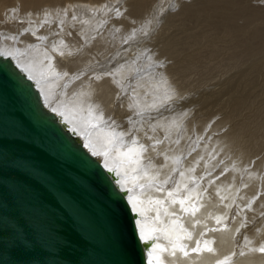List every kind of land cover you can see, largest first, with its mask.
Masks as SVG:
<instances>
[{"label": "bare ground", "instance_id": "obj_1", "mask_svg": "<svg viewBox=\"0 0 264 264\" xmlns=\"http://www.w3.org/2000/svg\"><path fill=\"white\" fill-rule=\"evenodd\" d=\"M3 1L6 0H0V55L11 59L34 82L46 108L114 175L137 213L141 238L149 243L148 264H264V252L260 251L264 248V219L238 241L243 234L242 219L250 215L254 206L250 203L256 196L254 191L261 197L254 210L264 206V160L256 163V169L247 174L243 183H238L240 172L253 159L240 165L237 156L226 160L220 148L231 134L229 130L223 133L226 124L216 122L211 127L212 133L222 131L213 139L208 137V125L192 131L187 121L183 125L189 116L178 122L184 109H166L169 103L180 106L187 100L177 90L166 93L171 83L174 85L168 77L170 73L163 69L169 60L161 65L165 53L156 58V70H149V62L159 56L154 53L156 32L150 43L143 42L147 58L132 61L129 56L123 57L125 50L121 47L115 53H105L109 44L106 36L81 48L83 41L94 42L104 34L100 31L108 18L103 15L108 2L115 0H7L18 6L1 4ZM152 1L150 10L154 13L161 4L159 0H125L123 8L114 10V16L125 15L123 30L129 26L130 18L139 17L143 22L148 20L150 25L143 34L149 35L151 24H155L160 13L153 18L146 11L141 16L138 13ZM210 1L203 10H221L231 4L228 0ZM14 9L21 10L24 19L29 12L39 13L44 17L42 26L36 22L37 15L27 24L19 23L22 19L17 12L12 13ZM224 20L231 24L236 22V16ZM53 29L57 36H62L56 41L46 39V33ZM5 38H17L20 43L9 39L7 45ZM134 41L140 39L128 37L123 43ZM79 62L83 64L81 70L74 72ZM164 102L162 107L159 103ZM132 129L139 142L132 141L133 138L124 140ZM196 135H201L206 144ZM231 141L227 140L226 145ZM140 144H146V148L141 149ZM197 145V156L187 155ZM232 165L235 172L228 174ZM261 171L263 179L255 176ZM212 175L222 180L215 182ZM241 185V189H247L238 197ZM234 204L238 207L232 214ZM263 212L264 209L259 214Z\"/></svg>", "mask_w": 264, "mask_h": 264}, {"label": "water", "instance_id": "obj_2", "mask_svg": "<svg viewBox=\"0 0 264 264\" xmlns=\"http://www.w3.org/2000/svg\"><path fill=\"white\" fill-rule=\"evenodd\" d=\"M64 125L0 55V264H148L126 192Z\"/></svg>", "mask_w": 264, "mask_h": 264}, {"label": "rangeland", "instance_id": "obj_3", "mask_svg": "<svg viewBox=\"0 0 264 264\" xmlns=\"http://www.w3.org/2000/svg\"><path fill=\"white\" fill-rule=\"evenodd\" d=\"M124 1L108 2L107 12L103 15L108 18V21L100 31L104 34L94 42L83 41L82 50L88 44L95 43L106 36L109 44L105 53H112L113 51L115 53L116 48L120 49L121 47L123 51L125 50L123 57L128 59L129 56L132 61H138L147 58L143 42L150 43L151 37L156 32L154 41L156 51L154 53L159 56L156 55L154 60L149 62L151 65L149 70H153V72L156 70L154 66L157 63L156 58L163 56V53H165L161 65L165 63V60H169L165 63L163 69H167V71H164L165 73H170L168 77L171 82L173 79L174 85L172 87L171 83V87L167 88L166 93L169 94L172 90L174 92L177 90L178 93H184V98L187 100V102H182L180 106H176L175 103L166 105V102L159 104L162 107L166 105L169 112H180L184 109L185 112L178 122L189 116L185 118L183 125L186 126L185 122L187 121L192 131L195 130V127L201 128L202 125H208V137L213 139L218 137L222 131L225 133L229 130L228 133H231L229 136L231 138L228 137L227 140L231 139L233 142L231 141L229 145H226L228 142L225 140L226 142L223 141L221 144L222 146L224 144L226 149L223 150L224 146L223 148L220 147L225 152L223 156L227 157L226 160L231 161L233 156H237V158H240L237 164L240 165L251 157V160L253 159L251 162L248 161L250 162L249 166L244 167L240 172L238 183H243L247 174L256 169V163L264 160V35H262L264 33V0H228L231 2V4H228L229 6L222 7L221 10L214 9V11L212 9L210 11L203 10L210 0H172V2L171 0H159L161 4L154 13L150 10L153 4L152 1L150 6H144L138 13V16H141L146 11L151 18L160 13L158 18L155 19V24L154 21L151 24L152 29L149 35L143 34L150 25L148 20L143 22V18L139 17L130 18L129 26L123 30L121 24L125 15L122 13V16H114V10L123 8ZM7 3L13 2L6 0L1 4ZM13 5L18 6L16 3H13ZM201 5L203 8L200 7ZM198 9L201 10V13ZM16 12L22 19L19 20V23L27 24L36 15L39 17L36 22L40 27L44 22V17L39 16V13L29 12L26 19H24L25 15L21 13V10L14 9L12 13ZM191 12L192 14L198 13L193 16L190 14ZM40 13L42 15L44 11ZM251 14L253 17H248ZM112 15L114 20L110 21ZM232 16H236V22L233 23L232 21L230 24V22L224 20V17ZM6 18L4 17V20ZM233 20L235 21V19ZM158 21L160 25L157 27ZM112 30H114L115 35L110 39ZM133 36L139 38L140 41H134L132 44L123 43L128 37ZM61 37L57 36L54 29L46 33V39L48 40L56 41ZM5 39L4 43L7 42V45L10 43L8 42L9 39H15L17 45L20 43L17 38ZM145 43L144 45H146ZM74 56H77V53ZM82 66L83 64L79 62L78 66L74 68V72H79ZM157 77L162 76L157 75ZM161 98V101H163V96ZM189 98L193 99L192 103ZM173 115L177 116L178 114ZM215 115L219 116L215 119ZM216 122H222L226 124V127L222 131L212 133L211 127ZM220 126L218 125V127ZM134 132L132 129L131 133L124 135V140L133 138L132 141L139 142V140H135L138 139V135L136 133L135 135ZM195 137L206 144V140L201 135ZM121 138L123 139L122 136ZM141 142L142 140H140ZM146 144L143 145L144 148H146ZM143 147L141 146V149H144ZM121 148L124 150L127 147ZM197 150H199V145L193 147L187 155L197 156ZM219 153L221 154V151ZM234 167L231 166V171L228 174L235 172ZM262 169L264 170V165ZM208 175L210 176L209 173ZM255 176L263 179L262 171ZM171 178L170 176L169 179ZM212 179L215 182L222 180L220 176L215 175H212ZM242 187L241 185L238 197H240L243 190L247 189L246 187L241 189ZM254 193H256V196L251 199L252 201L250 200V203L258 208V201L261 197L257 191H254ZM254 206H252L250 215L242 219L244 221L242 224L243 234L240 233L238 241L242 240V236L245 238V233L255 229L260 221L264 219V212L259 214L264 206L258 211L254 210ZM237 207L234 204L232 214L235 213Z\"/></svg>", "mask_w": 264, "mask_h": 264}, {"label": "snow or ice", "instance_id": "obj_4", "mask_svg": "<svg viewBox=\"0 0 264 264\" xmlns=\"http://www.w3.org/2000/svg\"><path fill=\"white\" fill-rule=\"evenodd\" d=\"M260 251H261V252H264V248H261ZM185 255H187V253H185Z\"/></svg>", "mask_w": 264, "mask_h": 264}]
</instances>
